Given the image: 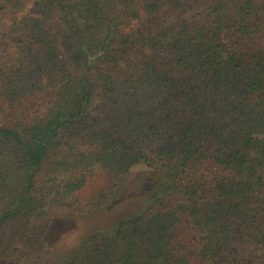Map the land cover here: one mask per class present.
<instances>
[{
	"label": "trees",
	"instance_id": "obj_1",
	"mask_svg": "<svg viewBox=\"0 0 264 264\" xmlns=\"http://www.w3.org/2000/svg\"><path fill=\"white\" fill-rule=\"evenodd\" d=\"M137 166L138 213L60 264H264V0H0V264Z\"/></svg>",
	"mask_w": 264,
	"mask_h": 264
},
{
	"label": "rangeland",
	"instance_id": "obj_2",
	"mask_svg": "<svg viewBox=\"0 0 264 264\" xmlns=\"http://www.w3.org/2000/svg\"><path fill=\"white\" fill-rule=\"evenodd\" d=\"M157 178L155 171L137 166L132 169L114 202L103 211L83 218L54 216L44 238V252L38 263L33 264H60L62 258L75 251L89 233L111 230L120 219L136 215L146 192L152 189V182Z\"/></svg>",
	"mask_w": 264,
	"mask_h": 264
}]
</instances>
